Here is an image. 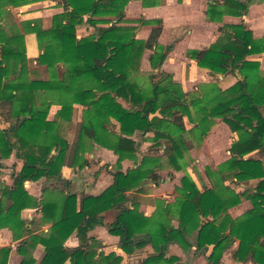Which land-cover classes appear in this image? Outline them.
<instances>
[{
    "label": "trees",
    "instance_id": "obj_1",
    "mask_svg": "<svg viewBox=\"0 0 264 264\" xmlns=\"http://www.w3.org/2000/svg\"><path fill=\"white\" fill-rule=\"evenodd\" d=\"M36 1L40 0H0V117L10 124L8 129L0 125V160L15 154L23 162L13 173L12 186L0 187V230L8 228L19 242L21 264H122L123 256L100 251L101 242L89 236L97 227L118 237L127 256L150 247L152 253L139 264H183L168 256L174 245L186 256L205 255L212 247L209 264H222L236 243L235 262L264 264V71L259 62L248 60L264 53V38H255L244 22L225 24L214 44L192 50L187 57L213 77L235 75L237 83L227 90L217 83L201 85L186 93L171 74L161 71L172 51L159 44L163 21L138 22L154 26L147 39L137 38L138 27L127 25L125 10L132 0H62L65 12L54 16L48 29L35 20L7 31L5 25L13 17L6 7ZM255 3L211 0L207 20L243 18ZM84 25L93 27L95 35L78 38ZM27 34L37 37V64L49 73L48 80L30 79ZM146 51L153 70L147 87L140 76ZM49 95L57 96L62 107L58 118L68 124L74 106L83 107L73 145L61 134L58 122L48 120L54 105ZM185 118L192 129H187ZM216 120L238 139L231 145L230 159L209 171L212 188L202 191L187 172V155L206 140ZM148 142L164 156L141 158V145ZM96 147L118 158L113 182L103 192L81 199L65 194L59 201L29 195L27 181L61 180L66 164L83 170L86 156ZM125 161L133 163L126 171ZM167 169L185 174L175 189L176 201L164 202L156 218L147 217L128 195L144 194L147 183L158 184L159 172ZM243 200L251 202V209L233 218L230 210ZM26 209L41 211V218L51 225L48 237L34 234L36 219L21 218ZM107 213L114 214L112 222H106ZM74 234L79 247H66ZM39 245L45 247L40 262L34 258ZM11 251L0 249V264H8Z\"/></svg>",
    "mask_w": 264,
    "mask_h": 264
},
{
    "label": "crops",
    "instance_id": "obj_2",
    "mask_svg": "<svg viewBox=\"0 0 264 264\" xmlns=\"http://www.w3.org/2000/svg\"><path fill=\"white\" fill-rule=\"evenodd\" d=\"M144 1H147V0H132L126 7V10H125L126 18L125 19L131 20V18H133L135 15H142L144 17H147V19L141 18L139 20H144V21L161 20L163 21V28H162L161 36L159 38V44H161L164 35L172 32V30L175 31L176 28L180 27L179 25L182 24V21L186 17L183 15L184 13H182V11L186 9L185 7L187 6L188 1H189V23L193 24L192 30L187 33V35H189L188 36L189 41L187 42V44H185L186 47L189 46V49H190L189 51L204 50V49L209 48L212 44H214L222 36L221 28H223L225 24H239L241 22H244L247 28L253 32V35L255 38L257 39L264 38V0H256V3L250 7V10L247 16L243 18L225 16L223 18V22L221 23H211L207 20L206 13L208 11L209 3L211 0H182L181 3H179L178 0H168L167 4H165L162 0H156L157 4L155 6L145 5L143 3ZM5 10L6 12H10L12 14V17H13L12 19L14 23L20 29H21L22 23L28 22V21L29 22L35 21V20H41L43 22V28L48 29L52 25L54 16L63 14L65 12L64 2L62 0H40V1L32 2V3H25L22 5H18V6L10 5L6 7ZM171 21H174V23H172ZM138 26L140 27L138 30L140 33L137 32L138 35L136 36L139 39H147L150 36L151 30L154 28V26H149V25L140 24ZM94 32H95V29L93 27L84 25L82 27H79L77 34H79L78 38H82ZM209 39H212V40L216 39V41L209 45L208 44L204 45L205 42H202V40L206 41ZM25 40H26V48H27V57L30 62V65H29L30 79L31 80L50 79V76L48 75L49 73L46 72V69L37 64V59L40 56V50H39V45H38L36 35L27 34L25 36ZM170 47L173 48V46H170ZM146 52L150 53V51H146ZM186 56H187V53H186ZM189 60H190L189 64L191 65V74L194 70H197V69L198 71L205 72L207 75V79H208L206 84L217 83L222 90H227L233 85H235L238 81L235 75H228V76L219 75L217 77H213L211 76L208 70L198 67L197 63L194 60H191V59ZM248 60L259 62L261 64V69L264 71V53L261 55L250 56L248 57ZM176 61L177 60L174 57H169V61H168L169 63H165L161 71L171 74L175 82L179 83L180 85L183 84L184 87H186V85L189 83L188 81H186V70H185L186 65L183 63L182 64L178 63V62L176 63ZM61 73H62V70L60 69L59 74L61 75ZM34 74L40 75L38 79L33 78ZM197 88L198 87L196 86L191 91H187L185 89L186 90L185 92L186 93L193 92ZM61 108L62 107L58 105V103H54V105H52L50 109L48 120L58 122L59 121L58 113L60 112ZM74 109H75L74 110L75 117L74 119L72 118L73 122L71 124H68L62 121V125H64V130L62 129V126H60L61 134L65 137V139H67L65 136L66 131H69V134L73 132L74 136L76 137L77 135V131L75 133L76 127L82 121L83 107L80 105H75ZM0 125L3 129H8L10 127V124L2 120L1 117H0ZM228 131L232 137L231 139L232 140L231 144H232L238 139V137L236 134L232 133L230 129H228ZM67 141L70 143V145H73V143L75 142V140L71 142L68 139ZM231 144L229 145L228 149H230ZM97 157H102L103 159L104 157L109 158V160H113V162L115 163L114 165H116L117 160H118V158L112 152L107 151L106 149H103L101 147H96L93 153L88 154L86 156L87 162L89 164H87L83 170H80L78 168L74 169L70 167L69 164H66L62 169L61 180H58L53 183H49V181L45 178L37 182L27 181L25 183V188L27 192L29 193V195H31L32 197H34L35 199L39 201H45L44 199L49 197L47 195H50L52 193L57 194L58 190H59L58 193H62V194H77L79 199L87 195L88 196L98 195L112 184L113 175H111L112 179L109 182H107L106 180L107 177L106 175H104V171L102 170V167L104 164H99V167H97L94 173H92V169L94 168V166L92 167V164H90V161L88 159H91V158L97 159ZM129 163L130 161H126L122 164L124 167L123 169L124 171L133 167V164H129ZM111 166L109 167V169L111 168ZM22 167H23V162L19 160L15 154H13L11 158L8 160H3V161L0 160V187L12 186L13 173L15 171L17 172L20 171ZM109 173L113 174V172L111 171H109ZM252 183H255V184L252 185ZM256 183H257L256 181L251 182L250 186L254 187ZM88 186H90L91 188H88ZM46 187H48L49 190H46ZM159 190L160 189L157 188L156 186L154 190L152 191L153 194L152 192L151 194L156 196ZM85 192H88V194H86ZM242 206H244L245 209L243 211H240L239 208ZM251 207L252 206L250 203L243 202L241 205L237 207V209L241 212V214L238 212L236 208H234L233 211L235 210L237 211V213L234 215L232 214V210H231L230 214L234 215L232 216L233 218H238V216L250 210ZM141 209H142V206H141ZM140 211L147 217H151L153 215L150 212H146V211L143 212L142 210ZM107 214H113V213H107ZM21 218L25 221H31L33 219L37 220L36 227L34 229L35 235L40 236V237H48V235L50 234L51 225L45 222V220L41 218L40 210L26 209L22 212ZM106 222L107 223L109 222L107 221V218H106ZM106 229L107 228H104V227H97L96 229L90 232L89 236L97 239L98 241L102 239V242L100 241L102 244V248L100 249V251H104L107 255L111 253H116L117 255L123 256L124 260L122 264H126V261L128 258L134 256L140 251H148L149 254L152 253V249L150 247H146L142 250L137 251L134 255H131V256L125 255L123 251L119 248V238L111 236L108 233V230L105 232L104 230ZM98 235H102V238ZM79 245H80V241L77 238L76 234L71 236L70 239L65 244V246L68 248H77L79 247ZM108 245H115V246L110 248V247H107ZM18 246H19V242L14 241L13 233L11 232V230H9L8 228H4L0 230V249L6 248V247L12 248V251L9 256L8 264H21L22 263L23 257L18 253ZM237 247H238V243H236L231 250L225 253L222 259V264H243V263L235 262V260L232 257V252L236 250ZM211 250H212V247L209 248V251L205 255H196L193 253L190 256H186L181 248L174 245L169 248L168 256H176L180 258L183 264H209L208 255L210 254ZM194 251L195 250H193V252ZM40 254H42L41 257L38 256ZM149 254H146V256L143 257L141 260L146 258ZM44 256H45V247L43 245H39L34 253V258L38 262H40L44 258ZM141 260H139L137 264H139Z\"/></svg>",
    "mask_w": 264,
    "mask_h": 264
},
{
    "label": "rangeland",
    "instance_id": "obj_3",
    "mask_svg": "<svg viewBox=\"0 0 264 264\" xmlns=\"http://www.w3.org/2000/svg\"><path fill=\"white\" fill-rule=\"evenodd\" d=\"M162 1L165 4H167L168 0H162ZM185 8L186 9H184L182 11V13H184L183 15L186 17L182 21V24L179 25L180 27L176 28L175 31L172 30V32L164 35L160 45L163 47L173 46V48H172L173 50L169 54L168 59L165 63H169L168 62L169 57H174L177 60L176 63L178 62V63H181V64L183 63L186 65L185 66L186 81H188L189 83L186 85V87H184L183 84L181 86H182V89L184 91H186V90L191 91L196 86L199 88L201 85H209V84H206L208 79H207V75L205 72L198 71V69H197V70H194L191 74V65L189 64L190 58L188 59L186 56V53L188 54V52H190L189 51L190 49H189V46H187V47L185 46V44H187V42L189 41L188 40L189 35H187V33L192 30V26H193L192 23H189V1H188V4ZM141 18L147 19V17H144L142 15H135L133 18H131V20H126V22L128 23L127 25H133V26L136 25V27H138L136 30V35H138V33H140L138 31L140 28L138 25H140V23H138V22L141 21V20H139ZM171 22L174 23V21H171ZM5 27L8 31L10 27L15 28L18 26L14 23V21L12 19L9 21V23H6ZM95 33H96V31L94 33L86 36V37L93 36V35H95ZM216 33H217V31H216ZM80 34H82V33H80ZM215 41H216V39L215 40L209 39L206 41L202 40V42H205L204 45H207V44L209 45ZM149 54H150L149 52H145V54L143 56L142 65H141V74H140L141 79H142L141 83L146 87L149 85L147 78L152 73V71H151L152 68H151L150 64L148 63L149 62L148 61ZM29 65H30V62H29ZM39 76H40L39 74H34L33 78L38 79ZM47 99H50L53 103H57L56 102L57 101L56 95H49V96H47ZM4 113H9V108H5ZM74 115L75 114L73 112V117H72L73 119L75 117ZM58 120H59L58 124L60 126H62V129L64 130V125H62V120H60L59 118H58ZM72 122H73V120H72ZM185 122L187 124V126H186L187 129L193 128V125H191L189 123L187 118H185ZM64 123H66V122H64ZM77 128H78V125L76 127L75 133L77 131ZM228 129H229V127L226 124H224L220 120H216L215 124H214L213 128L211 129V132L209 133L206 140L200 146L195 144V146L190 150L189 154L187 155L188 156L187 158L189 161V167L187 169V172L191 176V178L195 181L198 188L202 191L205 188H212L213 181L210 179L209 171H216L223 163H225L231 157V154L229 151L230 149H228V148H229V145L231 144L232 137H231ZM113 130L115 132L118 131V127H113ZM65 136L71 142L74 141L76 138L74 136L73 132H71L69 134V131H66ZM152 144H153L152 142H148V143H144L141 145V158H143V156H147V155L164 156V152L162 149L158 150V152L153 151L151 148V146H153ZM228 153L230 154V156ZM88 160L90 161V164H92V167L94 166V168L92 169V173H94V171L97 169V167H99V164H104L102 167V170L104 171V175H106V177H107V179H106L107 182H109L112 179V176H111L112 174L109 173V171H111L113 173L116 171V166L114 165L115 163L113 162V160H109V158H105V157H104V159L102 157H97V159L91 158ZM129 164H133V163L130 162ZM110 166H111V168L109 169ZM123 169H124V167H123ZM184 175L185 174L183 172H175V171H172L169 169L161 171V172H159L160 180H159L158 184H154L152 182L147 183L146 191L144 192V194L138 195V194L130 193L128 195L129 200L131 202L133 200H137L138 203L140 204V210H142L143 212H145V211L150 212L151 214H153L152 216H154L156 218L157 216H159L157 213H159V211L162 209L164 202L169 203V204L175 203L176 198H177L176 193H175V189L177 187H181V180L184 177ZM53 182H56V181H49V183H53ZM254 184L255 183H252V185H254ZM156 186L160 190L158 191V194L156 196H154V195H152L153 194L152 191L154 190V188ZM88 188H91V187L88 186ZM46 190H49V188L46 187ZM237 191L242 192V188H237ZM58 192H59V190L57 191L58 195L53 194V193L50 195H47L49 197L46 196L47 198H45L44 200L45 201H59L60 199H63L65 194L58 193ZM151 192H152V194H151ZM85 193L88 194V192H85ZM243 202H248L251 204V202L248 200H243L242 203ZM141 206H142V209H141ZM251 206H252V204H251ZM236 209H237V207H236ZM244 209H245L244 206L239 208L240 211H243ZM231 210H232V214L235 215L237 213V211H235V210L233 211V209H231ZM239 210H238V212L241 214V212ZM234 215H232V216H234ZM242 215H240V216H242ZM240 216H238V217H240ZM114 217H115L114 214H106L107 221H109V222L113 221ZM104 231L106 232L107 229ZM98 236H100L102 238V235H98ZM100 241L102 242V239ZM113 246H115V245H108L107 247L112 248ZM146 254H149L148 251H140L137 254H135L134 256L128 258L126 261V264H137L139 260H141L143 257L146 256ZM168 254H169V252H168ZM41 255L42 254H40L38 256L41 257Z\"/></svg>",
    "mask_w": 264,
    "mask_h": 264
}]
</instances>
